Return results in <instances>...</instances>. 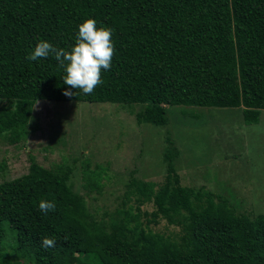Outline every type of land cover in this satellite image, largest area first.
Instances as JSON below:
<instances>
[{
	"label": "trees",
	"instance_id": "16d2710c",
	"mask_svg": "<svg viewBox=\"0 0 264 264\" xmlns=\"http://www.w3.org/2000/svg\"><path fill=\"white\" fill-rule=\"evenodd\" d=\"M89 18L114 30L115 51L103 83L85 95L64 84L54 56H27L40 40L71 51ZM0 99V140L11 145L26 140L39 101L140 105L137 123L154 127L168 126L177 108L237 109L258 123L264 0H0ZM164 142L161 180L132 171L101 218L86 196L103 193L105 168L84 164L82 195L72 180L79 159L48 169L32 158L27 175L0 184V264H264V212L248 197L239 211L187 186L182 152L170 136ZM41 200L55 211L41 212ZM44 237L55 247H42Z\"/></svg>",
	"mask_w": 264,
	"mask_h": 264
},
{
	"label": "rangeland",
	"instance_id": "374dc122",
	"mask_svg": "<svg viewBox=\"0 0 264 264\" xmlns=\"http://www.w3.org/2000/svg\"><path fill=\"white\" fill-rule=\"evenodd\" d=\"M4 102L0 99V106ZM140 109L39 101L26 140L16 145L0 140V184L27 175L32 158L48 169L79 159L72 180L75 191L85 195L82 167L89 161L92 169L101 166L107 172L103 193L86 196L101 218L117 208L132 171L142 179L161 180L164 140L170 136L184 157L176 166L187 186L228 197L239 211L247 209L243 199L248 197L264 212V110L258 123L247 125L237 109L177 108L170 110L168 126L154 127L137 123ZM166 226L162 222L157 228L171 230Z\"/></svg>",
	"mask_w": 264,
	"mask_h": 264
},
{
	"label": "clouds",
	"instance_id": "9594fccd",
	"mask_svg": "<svg viewBox=\"0 0 264 264\" xmlns=\"http://www.w3.org/2000/svg\"><path fill=\"white\" fill-rule=\"evenodd\" d=\"M113 31L106 26L98 28L96 20L89 18L78 26V34L71 51L56 48L49 42L40 40L27 59L36 61L39 58L54 56L66 72L63 78L64 84L73 89H81L85 95H90L98 85L103 83L102 70H109L112 66L115 51L112 41ZM63 94L68 97L76 95L71 91H65ZM55 209L54 201L39 202V210L45 214ZM55 245L54 238H42V247L51 248Z\"/></svg>",
	"mask_w": 264,
	"mask_h": 264
}]
</instances>
